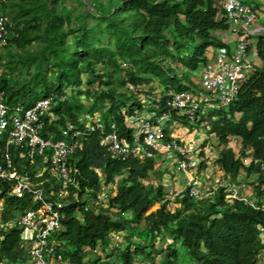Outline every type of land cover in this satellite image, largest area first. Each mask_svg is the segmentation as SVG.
I'll list each match as a JSON object with an SVG mask.
<instances>
[{
	"label": "trees",
	"instance_id": "1",
	"mask_svg": "<svg viewBox=\"0 0 264 264\" xmlns=\"http://www.w3.org/2000/svg\"><path fill=\"white\" fill-rule=\"evenodd\" d=\"M7 2L0 0V7ZM15 2L8 17L18 36L7 48L26 51L38 44L39 50L10 53L5 64L0 54L6 104L15 111L51 99L43 136L72 141L75 133L84 134L70 158L73 183L61 201V228L51 238L64 263L135 264L141 257L144 264H178L182 254L195 264H264V36L253 49L262 66L242 83L236 99L209 115L202 106L192 125L168 101L173 93L194 89L191 76L216 50H229L222 38L230 30L222 0H75L78 7L73 0ZM31 95L36 99L27 104ZM151 113H170L171 123L216 138L220 152L213 164L223 183L203 200L187 192L169 197L158 162L164 156L156 150L145 159L110 158L105 140L112 125L132 142L130 119ZM96 123L103 130L91 132ZM11 154L33 182H53L48 171L36 176L42 160L30 163L14 147ZM200 157L207 158L205 151ZM243 185L253 188L255 201L232 197V189ZM108 189V203L98 204ZM10 190L0 184V219L8 224L0 232V263L30 264L31 247L18 219L41 205ZM171 200L180 207L173 210Z\"/></svg>",
	"mask_w": 264,
	"mask_h": 264
},
{
	"label": "built area",
	"instance_id": "2",
	"mask_svg": "<svg viewBox=\"0 0 264 264\" xmlns=\"http://www.w3.org/2000/svg\"><path fill=\"white\" fill-rule=\"evenodd\" d=\"M221 5L229 21V33L237 39L235 48L231 51L218 49L213 53L212 60L200 70L197 92L194 88L173 93L168 101V107L187 117L192 125L197 123L196 115L202 102L211 108L228 107L239 94L242 83L257 69L251 58L252 41L264 36V26L259 24L257 13L243 0H223ZM14 33V23L7 15L0 13V51L10 46L13 35L18 36ZM51 107L52 100L43 99L31 109L20 107L12 111L6 104L5 92L0 84V184L5 183L11 188V196L23 199L29 195L41 205L39 211L28 210L18 219L24 229L23 239L31 247L30 264H65L51 238L61 228V201L69 196L73 183L70 158L79 146L76 139L84 135L77 132L72 141L44 137L43 118L49 115ZM170 121V113H151L131 118L129 126L135 130L132 142L123 141L113 124L105 140L109 156L121 162L131 157L145 159L153 149L166 158L176 159L177 171L184 174L186 187L175 193L174 197L187 192L192 200L201 201L205 196L198 170L203 150L195 145L188 148L187 144H182L175 132L184 126ZM88 129L94 132L103 130V126L96 123L89 125ZM64 135L69 136L67 132ZM12 147L20 150L21 156L30 163L42 160L36 176L43 177L48 171L53 179L50 186L46 182H33L29 175L19 171L11 154ZM231 195L234 199L239 198L236 189L231 191ZM109 198L106 192L99 194L97 203L107 204ZM7 226L0 219V232ZM119 240L120 236L117 235L116 245L120 244Z\"/></svg>",
	"mask_w": 264,
	"mask_h": 264
},
{
	"label": "rangeland",
	"instance_id": "3",
	"mask_svg": "<svg viewBox=\"0 0 264 264\" xmlns=\"http://www.w3.org/2000/svg\"><path fill=\"white\" fill-rule=\"evenodd\" d=\"M15 0H8L7 2V6L6 8H2L0 7V13H5L7 16L9 14H11L13 12V5H15ZM73 7H78V5L76 4L75 0H73V3H72ZM86 10L87 11H91V5L88 4V6L86 7ZM80 12V11H78ZM39 50V46L38 44H35L33 45L32 47L28 48L26 51H20L19 49H17L16 47H10V48H7V49H2L0 51V54L1 56L3 57V60H4V64L7 62L8 58H9V54L11 53L13 56H26L27 54L29 53H33V52H37ZM21 70H19L20 72ZM199 75L198 76H191V83L193 84V88L197 89L198 88V84H197V79H198ZM43 96L41 94L38 95V99H42ZM36 99V96H30V98L27 100V104H29L30 102L34 101ZM201 106H206L205 107V110L207 112V114H211V113H214L218 110H220V108L218 107H215V108H211L210 106H208L206 103L202 102ZM169 126V125H168ZM171 127V126H170ZM183 130V127H180V129H178L176 132H175V136L176 138L178 137L179 140L182 142V144H187L188 145V148L190 147L189 145H194L195 144V141L193 142V144H189L187 143V140L186 138L187 137H194L195 139L197 138L196 135L198 134V130L199 129H195L194 130V134L195 135H187V136H183L181 138V131ZM197 131V132H196ZM193 132V131H192ZM197 133V134H196ZM199 133H202L204 135H206L207 133L204 131H199ZM177 134V135H176ZM208 135V134H207ZM198 136V135H197ZM183 138L185 140H183ZM189 139V138H188ZM3 139H1L2 141ZM197 142V141H196ZM213 142V143H212ZM233 145L236 144V140L233 141ZM199 143V142H198ZM198 143L196 145H198ZM204 143V144H203ZM200 142L199 145L203 144L201 147H202V150L203 152L205 151L206 153V157H209L208 159L206 158L204 161H205V168L202 170L201 169V166L198 170V174L200 175V178L202 180V183H203V193H204V196H208L210 195L213 191H215L214 189H217L222 183H223V179L221 178L220 174H218V170L217 168L215 167V165L213 164V160L216 159V152H217V148L219 149V146L217 145V141L215 140V137H208V139H205L204 142ZM212 143V144H211ZM216 149V151H215ZM201 152V151H200ZM162 159H166L165 161H163ZM162 159H159L158 162L159 164H162L164 165L163 166V170H165V174L163 176V183L164 185L166 186V192L169 194V197H174L175 193L177 192H180L182 191L185 187H186V181H185V176L183 173L181 172H178L177 171V166L176 165H173V167L175 168L174 170H172L171 166L172 164H167L166 162L168 161V158H166V156ZM203 161V160H202ZM203 161V162H204ZM170 162V161H169ZM44 164H46V161H44ZM166 164L168 166H166ZM202 164V163H201ZM40 169V165H37L35 167V171L37 172V170ZM173 171V172H172ZM207 171V172H206ZM208 175V176H207ZM157 177V174H154L153 175V180H152V183H154L155 185H157V183L159 182L158 179H156ZM182 180H183V185L182 186ZM244 188H242L243 190ZM245 191V189L243 190ZM111 189H108L106 191V194H108L109 196H111ZM238 193L240 194V191H238ZM245 193V192H244ZM240 196V195H238ZM171 199V198H169ZM172 201V206L171 208L173 210H175L177 207H180L179 204L175 203V200H171ZM2 207V206H1ZM0 207V208H1ZM120 241V240H119ZM139 262L140 263H143L142 262V258L139 257ZM178 264H195V263H192L190 262L189 260H187L182 254L178 257Z\"/></svg>",
	"mask_w": 264,
	"mask_h": 264
},
{
	"label": "crops",
	"instance_id": "4",
	"mask_svg": "<svg viewBox=\"0 0 264 264\" xmlns=\"http://www.w3.org/2000/svg\"><path fill=\"white\" fill-rule=\"evenodd\" d=\"M223 1V0H222ZM246 4L250 5L253 7V9L255 10V12L257 13L258 15V18H259V24L263 25L264 26V0H243ZM223 40L227 42V44L229 45V51L233 50L235 48V45L237 43V39L234 35H231L230 33L228 34H225L222 36ZM254 43V46H253V49L255 48V43H256V39H254V41H252ZM252 55H251V58L255 64V66L258 68V67H261L262 66V62L261 60L258 58V56L255 54L254 50L252 51ZM199 83V77L197 79V84ZM195 130V129H194ZM194 130H192L191 127H183V130L181 131V138L184 136H187V135H195L194 134ZM193 131V132H192ZM204 131V130H201V132ZM197 132V131H196ZM197 134V133H196ZM198 135V136H197ZM196 135V139L192 136L190 137H187L186 140H187V143L189 144H193V142L195 141V146H197L198 148H202L201 146L204 144L203 142L205 141V139H208V136L207 134L204 135L202 133H199V130H198V134ZM214 136H211L210 138H212ZM189 138V139H188ZM183 140H185L183 138ZM216 140V138H215ZM197 141V142H196ZM217 141V140H216ZM199 142V143H198ZM200 142H202L203 144L199 145ZM198 143V145H196ZM213 143V142H212ZM211 143V144H212ZM217 145L219 146V144L217 143ZM216 151V149H215ZM220 152V148L218 149L217 148V154ZM216 154V156H217ZM209 157H207L208 159ZM166 159H164L165 161ZM170 161V162H169ZM214 161V160H213ZM167 164H172V170H174L175 168L173 167V165H176L177 166V160L176 159H173V158H168V161L166 162ZM166 164V166H168ZM165 168V167H164ZM173 172V171H172ZM207 172V171H206ZM219 174V173H218ZM208 176V175H207ZM182 186L183 185V180H182ZM242 188L245 189V191L242 190ZM233 189H236L237 193L238 191H240V194L238 193L239 198H244V199H248V200H251V201H255L254 199V191H253V188L250 187V186H247V185H243L241 187H238V188H233ZM232 189V190H233ZM245 192V193H244Z\"/></svg>",
	"mask_w": 264,
	"mask_h": 264
}]
</instances>
